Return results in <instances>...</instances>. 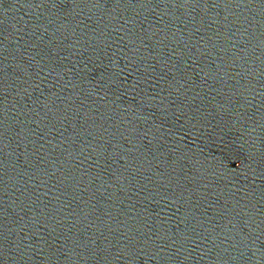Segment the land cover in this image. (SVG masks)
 Listing matches in <instances>:
<instances>
[{
	"label": "water",
	"instance_id": "1",
	"mask_svg": "<svg viewBox=\"0 0 264 264\" xmlns=\"http://www.w3.org/2000/svg\"><path fill=\"white\" fill-rule=\"evenodd\" d=\"M0 264H264V0H0Z\"/></svg>",
	"mask_w": 264,
	"mask_h": 264
}]
</instances>
